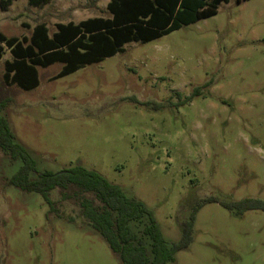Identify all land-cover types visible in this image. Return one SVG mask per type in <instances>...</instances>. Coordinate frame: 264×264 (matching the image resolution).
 I'll return each mask as SVG.
<instances>
[{"label":"rangeland","instance_id":"374dc122","mask_svg":"<svg viewBox=\"0 0 264 264\" xmlns=\"http://www.w3.org/2000/svg\"><path fill=\"white\" fill-rule=\"evenodd\" d=\"M81 2L0 4V31L30 36L45 22L52 32L56 21L91 14ZM6 59L5 46L2 115L38 172L96 170L144 202L170 244L202 198L264 200V0L221 2L213 15L61 77L62 62L39 66L28 90L6 81ZM20 165L0 149V264H122L84 222L82 198L100 204L92 193L57 187L49 211L40 193L9 183ZM166 264H264V210L206 203L190 245Z\"/></svg>","mask_w":264,"mask_h":264},{"label":"trees","instance_id":"16d2710c","mask_svg":"<svg viewBox=\"0 0 264 264\" xmlns=\"http://www.w3.org/2000/svg\"><path fill=\"white\" fill-rule=\"evenodd\" d=\"M28 1L40 5L49 0ZM229 1L111 0L108 4L111 16L88 18L78 23H58L57 31L52 36L48 35L43 23L36 25L30 36L21 38L7 36L0 31V60L5 46L12 55V59L5 61L4 77L7 82L22 89L35 88L40 83L39 66L46 67L60 61L64 64L63 68L54 78L64 76L84 65L115 55L123 50L127 42H148L213 15L221 2ZM11 2L0 0L3 9ZM199 94L197 87L186 101ZM2 110L0 104V149L11 160H21L9 183L25 191L40 193L50 206L49 211L56 210L50 191L57 187L67 189L73 186L78 192L92 193L100 204L93 198H82L80 206L84 222L106 239L122 264L173 262L176 252L190 245L196 213L206 203L218 202L236 214L249 209L264 210V200L258 198L245 197L236 201L217 196L202 198L194 206L189 220L180 223L181 238L170 244L165 240L153 211L144 202L128 196L118 184L109 182L96 170L76 165L58 172H38L33 156L16 140ZM143 219H146L145 223ZM131 221L135 226L129 224Z\"/></svg>","mask_w":264,"mask_h":264},{"label":"crops","instance_id":"0c3cea01","mask_svg":"<svg viewBox=\"0 0 264 264\" xmlns=\"http://www.w3.org/2000/svg\"><path fill=\"white\" fill-rule=\"evenodd\" d=\"M16 1H18V0H12V2L8 5L7 8H9ZM24 1L26 3H28L29 5L33 6V7L43 8V9H47L48 7H51L52 4H54V3L57 4V3H60V2H63V1L69 2V3H78V1H85V3H82L81 2L80 4L83 5V6H85L86 7V10L88 12H90L91 14L90 15H87L86 17L82 18L81 20L76 21V20H73V19H68V20H59V21H56L55 22V25H54L55 26V29L52 32L50 31L49 25L47 23H45V22H38L31 29L33 31L36 25L43 23L46 26V28L48 29V35L49 36H52L54 34V32L57 31V24L58 23H63V24H67L68 22L78 23V22H80L82 20H85V19H88V18H93V17H109V16H111V12L108 9V4L111 2V0H49V1L45 2V3H43V4H40V5L31 4V3H29L28 0H24ZM104 7L107 9V15H102V13H100V14L93 13V12H96V11H98L100 9H103ZM124 45H123V47H124ZM112 56H114V55H112Z\"/></svg>","mask_w":264,"mask_h":264}]
</instances>
